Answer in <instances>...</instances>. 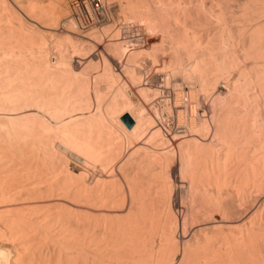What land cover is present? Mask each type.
I'll use <instances>...</instances> for the list:
<instances>
[{"label":"bare ground","instance_id":"6f19581e","mask_svg":"<svg viewBox=\"0 0 264 264\" xmlns=\"http://www.w3.org/2000/svg\"><path fill=\"white\" fill-rule=\"evenodd\" d=\"M0 264H264V0H0Z\"/></svg>","mask_w":264,"mask_h":264},{"label":"rangeland","instance_id":"374dc122","mask_svg":"<svg viewBox=\"0 0 264 264\" xmlns=\"http://www.w3.org/2000/svg\"><path fill=\"white\" fill-rule=\"evenodd\" d=\"M126 111H128V110H126ZM126 111L123 110V112H122L123 114H122V115L120 114L119 117H118V120H119V121L121 120L120 122H121L123 125H125L124 122H122V121H123V120L125 121L126 113H125V115H124V112H126ZM122 116H123V117H122ZM122 119H123V120H122ZM125 122H126V121H125ZM125 126H126V125H125Z\"/></svg>","mask_w":264,"mask_h":264},{"label":"water","instance_id":"95a60500","mask_svg":"<svg viewBox=\"0 0 264 264\" xmlns=\"http://www.w3.org/2000/svg\"><path fill=\"white\" fill-rule=\"evenodd\" d=\"M125 121H126L127 125H130L131 124V119L130 118L125 117Z\"/></svg>","mask_w":264,"mask_h":264}]
</instances>
